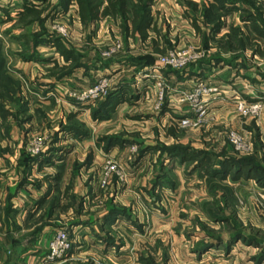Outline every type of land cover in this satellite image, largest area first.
Wrapping results in <instances>:
<instances>
[{
	"label": "rangeland",
	"instance_id": "374dc122",
	"mask_svg": "<svg viewBox=\"0 0 264 264\" xmlns=\"http://www.w3.org/2000/svg\"><path fill=\"white\" fill-rule=\"evenodd\" d=\"M21 5V0H0V134L14 129L5 143L22 146L23 158L30 162L43 158L60 165L61 176L59 184L49 186V199L31 221L37 223L35 231H48L45 244L39 242V250L31 252L34 264H196L191 257L210 249L220 250L201 264H264V179L258 184L243 176L223 178L221 172L209 176L176 154L181 147L201 151L219 171L233 163L238 168L241 158L264 166V140L259 137L264 55L253 57L227 46L250 33L246 16L264 25V0H151L153 22L160 23L156 46L152 41L136 46L109 26L99 36L96 29L82 31L72 11L51 7H44L39 20L22 23L17 17ZM237 12L243 23L234 26ZM178 16L181 23L174 21ZM185 18L191 28L193 23L199 28L200 40L189 35ZM173 22L183 27L169 33ZM54 38L72 51L69 58L52 46ZM116 45L118 51L111 53ZM173 50H189L194 56L182 67L158 70L159 78L151 74L159 57ZM17 61L22 63L16 73L4 70ZM228 61L239 81L231 84L235 93L226 99L230 104L224 113L209 106L225 82L209 68ZM194 69L205 71L193 77L190 89L180 86ZM225 77L232 82L230 75ZM102 80L108 82L104 94L84 96ZM120 84L133 98L94 119L91 109ZM199 85L217 89L201 97L208 105L203 115L187 99ZM27 96L34 105L29 123L23 120ZM173 97L180 104L172 110L167 104ZM238 101L247 105L244 112ZM253 103L257 106L249 109ZM182 119L192 124L183 125ZM230 133L239 138V150L229 141ZM37 144L41 150L33 154ZM57 230H65L70 248L50 259L49 242ZM21 241L24 236L11 243ZM26 249L22 246L24 253ZM19 254L12 251L10 257L31 264L25 254L19 260ZM7 256L0 252V261Z\"/></svg>",
	"mask_w": 264,
	"mask_h": 264
},
{
	"label": "crops",
	"instance_id": "0c3cea01",
	"mask_svg": "<svg viewBox=\"0 0 264 264\" xmlns=\"http://www.w3.org/2000/svg\"><path fill=\"white\" fill-rule=\"evenodd\" d=\"M68 11H72L75 14L76 7L75 5L69 6ZM75 17L77 19V25L80 30L82 29L77 15L75 14ZM175 18L178 20V22H182V19ZM243 17V16H242ZM186 19V18H185ZM233 25L236 26V24L243 23L240 21L241 17H239L238 12L234 14L233 16ZM184 27L186 30L189 32V35L192 36L194 40H200L202 37V33L200 32L199 28H191L189 26V23H191L190 19H183ZM188 22V23H187ZM250 22L246 21L247 27H249ZM108 26L111 28V30H115L120 36L128 39H132L133 43L136 44H142V43H151L150 38L155 39V46L157 40L160 39V23H155L156 29H157V35L154 32H149L148 34V39L145 42L140 41L137 35L132 36H125L121 34L119 28H118V23H114L113 20L111 19H103L96 23L95 29L97 30L98 36L103 33L105 30L104 28H108ZM180 24L174 23L172 24L171 28L169 29V33L172 32H178V27ZM180 27H183V24H181ZM89 29V28H86ZM222 33H224V25L223 27L220 28ZM90 30V29H89ZM203 30V29H202ZM250 30V29H249ZM245 34V32L243 33ZM246 35V34H245ZM248 35H253L252 31L250 30V33ZM232 51H235L237 53H248V55H252L255 57V55L260 56L259 54H256L255 52H252L248 47H245L243 49L239 48H233ZM44 60H47L48 57L46 55L43 56ZM51 58V57H50ZM22 62L17 61L15 63L14 67L9 68H4L5 71L9 73H16L18 69L20 68V65ZM156 64V63H155ZM26 65V63H25ZM22 66V65H21ZM234 63L231 62H217L216 64H213L209 69L217 72V74L220 73L219 76L222 77V81L224 84L221 85L220 87V93L217 95H213L210 99L209 106L210 108H213L215 111H226V107H229L228 105L230 104L226 99L228 96H232L234 94V89L231 87V84L237 83L239 80L236 77L237 74H235L234 70ZM237 68H239L238 65H236ZM130 68H134L133 66H130ZM205 68H208L207 66ZM145 72H148V69L145 67ZM159 70H165V69H159ZM233 70V71H231ZM204 72L205 70H199V69H194L192 70V77H190V80L185 81L180 85V86H187L190 89L193 84V77H196L199 73ZM158 74H157V73ZM232 72V73H229ZM238 72H241L240 70ZM237 73V72H236ZM151 74L155 75V77H160L158 70L155 71L152 69ZM223 74V76L221 75ZM148 75V74H147ZM230 75L232 78V82L228 83V79L226 80L225 76ZM152 77V76H151ZM212 83L217 84L218 82L221 83V81L213 79L211 80ZM180 84V83H179ZM190 84V85H187ZM122 87L120 85H116L114 90ZM180 89V87H179ZM36 91V90H35ZM256 91L259 93L260 90L256 89ZM246 98V95H244ZM250 98V97H249ZM24 100V99H23ZM249 100V99H247ZM252 100V99H251ZM130 102V101H128ZM26 105V108L24 111H26L27 117H24L23 120L29 119L28 122H33V116L32 113L34 111V105L32 104V100L30 97H26L24 102ZM125 102L120 103L119 106L123 105ZM180 104L177 102L176 97H173L170 99L169 104H167L168 109H172V107L177 108L178 105ZM166 108V109H167ZM167 111V110H166ZM166 111H164L163 114H166ZM225 113V112H224ZM25 123V124H26ZM14 130V129H13ZM12 130V131H13ZM12 131L7 133L0 134V252L2 253H7V257H4L2 261H0V264H18L16 263L17 261L12 260V257H10L11 252H20V254L17 256L19 260L23 259L24 254L26 255V260H28L29 263L34 264L36 258L35 254H31L32 251H38L39 250V242L41 244H45V237L48 235L47 230H43L41 233L38 231H35V227L37 226V223H32V219H34L39 212L42 210L40 207L42 206V203L44 201H47L51 195L49 190V186H53L54 184H59L58 180L60 179L61 176H58V170L60 168V165H53L52 162L49 160L46 161L42 158L40 159H34L32 162L30 160L24 159L23 158V150L22 146L20 147L19 144H17L15 147L10 146V141L5 143L6 139H11L13 138ZM259 137L260 140H264V114H262L260 118V124H259ZM14 140V139H13ZM4 142V143H3ZM14 146V145H13ZM51 152H49L50 154ZM59 153V152H58ZM56 154V153H55ZM60 154V153H59ZM48 157V155H47ZM51 158V157H50ZM52 160V158H51ZM43 161V162H42ZM45 161V162H44ZM47 175V176H46ZM45 176V179L42 180V177ZM246 181H254V179H245ZM54 182V183H53ZM257 183V182H256ZM64 184H66L64 182ZM48 186V190H47ZM64 187V186H63ZM31 222V223H30ZM25 237V243H28L29 245H22L24 242L21 241L19 244H16L15 242L11 243V241H14L15 238L18 237ZM4 237H7L10 240H7V242L4 240ZM2 238V242H1ZM40 240V241H39ZM13 244V245H12ZM97 245V244H96ZM217 245H222L224 244L217 243ZM22 246L27 249H29L27 252L22 251ZM98 249L101 248L100 245H98ZM214 246V245H212ZM29 247V248H28ZM26 249V250H27ZM211 251H203L201 253H197V256L191 257L195 258L191 260V262H195L196 264H201L203 262L209 261L211 258L206 257L209 254H218L220 249L214 251L213 249H210ZM225 253H229L230 251L228 249H224ZM21 251L24 253L21 255ZM23 257V258H22ZM206 259V260H205ZM264 262V259L261 261ZM259 264V262L257 263Z\"/></svg>",
	"mask_w": 264,
	"mask_h": 264
},
{
	"label": "trees",
	"instance_id": "16d2710c",
	"mask_svg": "<svg viewBox=\"0 0 264 264\" xmlns=\"http://www.w3.org/2000/svg\"><path fill=\"white\" fill-rule=\"evenodd\" d=\"M21 4L22 7L17 13V17L22 23H32L39 20L44 7H51L53 11L66 13L69 6L75 5V14L82 29L89 28L94 31L96 23L103 19H111L118 23L121 34L132 37L137 35L142 42L148 39L149 32L157 34L150 11L151 0H142V2H130L129 0H55L54 4H52V0H21ZM245 19L250 22L248 23L249 29L253 35L242 33L234 46L231 44H227V46L230 49L248 47L252 52L263 56L264 25H260L254 17L249 15ZM193 24V27L197 28L195 23ZM150 40L155 45V39L150 38ZM51 44L65 58L72 55V51L67 49L59 38L51 39ZM133 96L129 89H123V87L112 90L96 109H91V116L94 119H100L114 111L118 104L130 101ZM176 154H179L182 161H192L194 168H201L209 176H215L217 172H221L224 174L223 178L229 174H231L232 179L243 176L245 179H254L258 184L264 179V166L255 165L254 159H238L236 162L239 165L238 168L234 169L235 163H233L231 166H223L219 171L212 169V162L201 151L181 147Z\"/></svg>",
	"mask_w": 264,
	"mask_h": 264
},
{
	"label": "built area",
	"instance_id": "2783aa9c",
	"mask_svg": "<svg viewBox=\"0 0 264 264\" xmlns=\"http://www.w3.org/2000/svg\"><path fill=\"white\" fill-rule=\"evenodd\" d=\"M59 29V32L62 34H65V30L61 27H57ZM119 45H116L112 50L111 53H115L118 51ZM194 56V53H192L189 50H179V51H169V53L165 56L159 57L157 61V65L153 68V70L157 71L159 69H163L165 67H182L184 64H186L188 61L192 60ZM158 86H160V83H157ZM108 88V82L106 80H102L96 87L93 89H90L87 93H84L85 97L88 98H94L100 93H105ZM217 91L215 87H205L203 85H199L196 87L192 93L187 97V99L190 100V104H193L192 106L196 109V112H198V115L205 114L208 105H206V100L204 101L201 97L205 95H209L212 92ZM185 99H182L181 101H184ZM201 104V105H198ZM205 104V105H204ZM246 104L243 101L237 102V108L238 110L244 112L246 110ZM257 106L256 103L249 104V109H254ZM180 122L183 125L192 124V121H189L188 119H182ZM229 141L233 144L234 148L236 150L240 149V143L239 138L234 134L230 133L228 137ZM243 148V147H242ZM41 150V146L39 144L34 145L31 148V152L33 154H38ZM70 248V242L67 238V234L65 230H57L54 235L52 236L50 242H49V249H48V258H57L62 255L66 250Z\"/></svg>",
	"mask_w": 264,
	"mask_h": 264
}]
</instances>
